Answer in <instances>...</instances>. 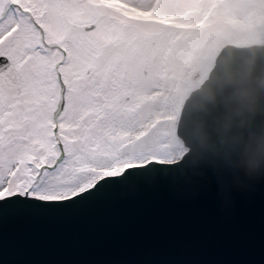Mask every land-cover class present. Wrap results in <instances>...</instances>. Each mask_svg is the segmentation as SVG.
Masks as SVG:
<instances>
[{
	"label": "water",
	"instance_id": "obj_1",
	"mask_svg": "<svg viewBox=\"0 0 264 264\" xmlns=\"http://www.w3.org/2000/svg\"><path fill=\"white\" fill-rule=\"evenodd\" d=\"M175 133L176 161L72 207L4 210L0 264H264V38L218 52Z\"/></svg>",
	"mask_w": 264,
	"mask_h": 264
},
{
	"label": "snow or ice",
	"instance_id": "obj_2",
	"mask_svg": "<svg viewBox=\"0 0 264 264\" xmlns=\"http://www.w3.org/2000/svg\"><path fill=\"white\" fill-rule=\"evenodd\" d=\"M125 55L101 0H0V215L143 173Z\"/></svg>",
	"mask_w": 264,
	"mask_h": 264
},
{
	"label": "rangeland",
	"instance_id": "obj_3",
	"mask_svg": "<svg viewBox=\"0 0 264 264\" xmlns=\"http://www.w3.org/2000/svg\"><path fill=\"white\" fill-rule=\"evenodd\" d=\"M124 49V74L145 133L142 163L173 162L186 151L176 136L185 98L225 45H259L264 0H101Z\"/></svg>",
	"mask_w": 264,
	"mask_h": 264
},
{
	"label": "clouds",
	"instance_id": "obj_4",
	"mask_svg": "<svg viewBox=\"0 0 264 264\" xmlns=\"http://www.w3.org/2000/svg\"><path fill=\"white\" fill-rule=\"evenodd\" d=\"M222 142H223V140H222Z\"/></svg>",
	"mask_w": 264,
	"mask_h": 264
}]
</instances>
